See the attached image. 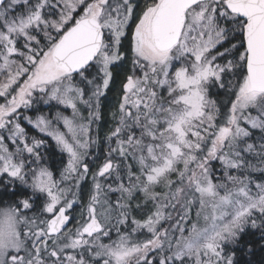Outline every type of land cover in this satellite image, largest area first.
<instances>
[{
	"label": "snow or ice",
	"instance_id": "obj_1",
	"mask_svg": "<svg viewBox=\"0 0 264 264\" xmlns=\"http://www.w3.org/2000/svg\"><path fill=\"white\" fill-rule=\"evenodd\" d=\"M136 8L135 0H0V177L31 192L0 205V264H235L225 248L247 227L264 230V179L252 175L264 174V0ZM124 40L132 67L93 171L91 126ZM213 87L225 97L213 99ZM37 95L71 117L22 114ZM21 119L67 153L59 180L41 163L45 141ZM214 160L224 168L219 181ZM136 193L143 204L133 205Z\"/></svg>",
	"mask_w": 264,
	"mask_h": 264
},
{
	"label": "trees",
	"instance_id": "obj_2",
	"mask_svg": "<svg viewBox=\"0 0 264 264\" xmlns=\"http://www.w3.org/2000/svg\"><path fill=\"white\" fill-rule=\"evenodd\" d=\"M136 1V11H140L145 4V0H135ZM123 52L125 53V59L122 62H118V64L114 67L113 72H114V78L112 79V82L110 84L109 89L107 90L106 94L104 97L101 98V107H100V119L99 121V127L97 124V132L96 135L99 138V135H104L105 133H109L111 131L110 128V120L111 118V105H114V102L116 98L119 99L121 92H122V83L124 82V77L126 74L130 73V69L132 67L131 65V60H130V54L128 53V41L126 43H123ZM225 89H219L217 87H213L210 90V94L213 99H223L225 97ZM111 107V108H110ZM252 140L256 143H260V134L258 132L254 133ZM49 146V147H47ZM97 151L103 152V148H105L103 142H97ZM42 149H39L41 155H42V160L44 164L53 172L54 178L56 180L60 179V174L63 171V169L66 167L67 163V158L66 155L61 152L59 149H57L55 146L52 144H46L45 146L41 147ZM98 152V153H99ZM105 154H100V159L97 164H99L103 159H104ZM252 158L251 156L247 155L246 159ZM216 162V163H215ZM89 167L90 170H95L96 168V163H94L95 167L91 163L89 159ZM211 168H212V173L218 169L217 167V161H212L211 163ZM174 177V176H173ZM69 183V182H66ZM70 183H74L70 182ZM91 184V177L88 178L86 182L82 184V194H81V202L86 203L87 201V196L86 192L88 187ZM158 191L160 189H157ZM12 192L7 191H1L0 190V201L2 202L3 199L7 200L8 198H11L13 195ZM115 194L113 193L111 198L115 200ZM16 195V194H15ZM31 195V192L29 189H24V198L29 197ZM39 202H37L38 204ZM136 203H141L143 204V198L142 194H136L133 200V205ZM2 205V203H1ZM151 204L147 206V208H150ZM147 208L144 210L146 211ZM80 206L76 205L74 206L73 210V219L72 223L73 224L76 213L79 212ZM32 211H36V209H33ZM29 215H31V212H28ZM133 215L137 216V218L140 217L141 212L140 211H133ZM115 239V237L113 238ZM252 248V252L250 253L248 251V248ZM225 251L228 253H235V264H264V230L262 229H252L251 227L245 228L244 232L241 234L240 241L238 242V245L233 247L231 245L227 246L225 248Z\"/></svg>",
	"mask_w": 264,
	"mask_h": 264
},
{
	"label": "rangeland",
	"instance_id": "obj_3",
	"mask_svg": "<svg viewBox=\"0 0 264 264\" xmlns=\"http://www.w3.org/2000/svg\"><path fill=\"white\" fill-rule=\"evenodd\" d=\"M135 3H136V1H135ZM17 11H20V9L18 8ZM133 27H134V24H130L129 30H131ZM126 42H127V40H124L122 43H126ZM42 43H43V40H42ZM122 55L125 56V53L123 51H122ZM137 74L139 75V73H137ZM0 79H2V77H0ZM23 79L24 78L22 77L21 78V81ZM111 82H110V84H111ZM8 98L10 99V97H8ZM119 99H120V97H119ZM119 99L116 98V100L114 101L116 103H114V105H111L112 108L110 107L111 108L110 113L112 114L111 115V118L112 119L110 120V128H111V130L116 126V122L117 121L113 117V113L117 112V106H118V103H119ZM0 100H1L0 103H4L5 102V98H0ZM79 109H80V112L85 117H87L88 109L85 106H83V105H79ZM58 111L63 112L64 115H67L69 117H71V115H72V110L70 108H65L63 105H59L55 101H47L46 102V98H42V97H40V96L37 95L36 99L34 100V103H33L32 107L29 108V109H23V112H21V113L24 114V115L30 116L33 119H35L39 115H43V116L51 119L52 117L55 116L56 112H58ZM20 121H21V126L25 129V132L27 133V135L29 137H36L38 139H43L46 144H52L57 149H59L56 146L55 141L51 137H48L44 133H41L39 131V129H37V128L34 127L33 124H29L28 121L27 120H24V119H21ZM97 124H98V127H99V121L98 120H96V121H94L92 123L91 131H90V137L93 138L96 141L103 142L105 148H103V152L97 151L98 146H97V143H96L89 150L90 151V155L87 157L86 162L90 165V163H89V159H90V161H91V163L93 164L94 167H95L94 163L97 164L99 162L100 154H102V153L103 154H106L107 151H108V142L105 139V137L110 133V132L109 133H105L104 135H101V136L99 135V138H98L97 135H96V132H97ZM58 126L60 127L61 131H64V132L67 133V130L64 128L62 122ZM5 143L9 146V149L10 150H12V151L15 150V146L12 145L11 141L8 140L7 138L5 140ZM45 143L41 147L45 146ZM47 147H49V146H47ZM40 149H42V148H40ZM64 154L66 155V158L68 159L67 153H64ZM246 158H247V154H246ZM253 159L254 158L252 157L249 160H253ZM215 161H217V167H218V169H216V171H214L212 173V175H213L214 181H219L223 177V175H224V168H223V166L221 165V163L218 160H215ZM41 163L44 164L43 160L41 161ZM128 163H132L133 164V170H135V163H134V161L129 160ZM66 165H67V163H66ZM32 167H35V165H32ZM232 174H236L235 171H233ZM252 175L254 177H256L258 180L259 179H264V174H261V173H253ZM4 177H7V176H4ZM4 177H0V178H4ZM175 178L176 177L174 176L173 179H175ZM252 190H253V192L256 191L254 187H253ZM138 194H141V193H138ZM117 195L118 194H115V199L117 198ZM196 210H197L196 207H194L193 210H192V219H195V212H196ZM75 220H76V217H75ZM75 220H74V222H75ZM162 227L163 228L169 227V222H167V221L162 222ZM114 237H116L115 232L112 233V238H114ZM226 253H228V252H226Z\"/></svg>",
	"mask_w": 264,
	"mask_h": 264
},
{
	"label": "flooded vegetation",
	"instance_id": "obj_4",
	"mask_svg": "<svg viewBox=\"0 0 264 264\" xmlns=\"http://www.w3.org/2000/svg\"><path fill=\"white\" fill-rule=\"evenodd\" d=\"M19 111L23 112V109H21ZM19 122L21 123V121H19ZM24 189H25V186L20 184L19 181H14L12 183H9L8 177L0 178V190L1 191H7L8 194H9V192L13 193L12 194L13 196L11 198H8L7 200L3 199L2 202L0 201V205H1V203L2 204L15 203L16 201L23 199L24 198Z\"/></svg>",
	"mask_w": 264,
	"mask_h": 264
},
{
	"label": "water",
	"instance_id": "obj_5",
	"mask_svg": "<svg viewBox=\"0 0 264 264\" xmlns=\"http://www.w3.org/2000/svg\"><path fill=\"white\" fill-rule=\"evenodd\" d=\"M70 223H71V221H70ZM70 226V225H69Z\"/></svg>",
	"mask_w": 264,
	"mask_h": 264
}]
</instances>
